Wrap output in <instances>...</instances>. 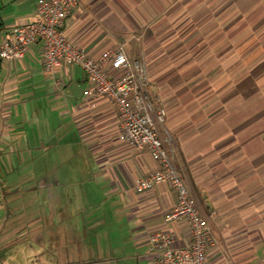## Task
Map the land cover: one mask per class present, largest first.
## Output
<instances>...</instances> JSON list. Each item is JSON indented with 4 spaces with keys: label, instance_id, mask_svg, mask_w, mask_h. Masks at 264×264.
I'll return each instance as SVG.
<instances>
[{
    "label": "crops",
    "instance_id": "1",
    "mask_svg": "<svg viewBox=\"0 0 264 264\" xmlns=\"http://www.w3.org/2000/svg\"><path fill=\"white\" fill-rule=\"evenodd\" d=\"M37 1L16 0L6 14L0 0L1 36L32 21ZM78 1L65 32L91 56L145 32L129 48L139 46L166 109L159 133L216 238L213 254L264 264V101H251L264 95V0ZM151 43L161 53L153 61ZM87 89L78 67L47 76L40 44L0 62V264H149L151 233L188 243L184 223L166 220L176 203L167 184L135 192L157 165L121 140L114 106ZM11 155L33 169L12 170Z\"/></svg>",
    "mask_w": 264,
    "mask_h": 264
},
{
    "label": "built area",
    "instance_id": "2",
    "mask_svg": "<svg viewBox=\"0 0 264 264\" xmlns=\"http://www.w3.org/2000/svg\"><path fill=\"white\" fill-rule=\"evenodd\" d=\"M78 6V0H38L32 21L14 26L4 37L0 34V62L20 60L31 46L40 44L42 67L47 76L53 77L60 66L80 68L88 83L86 97L112 103L121 140L147 152L157 165L155 171L139 179L135 192L145 194L157 185L167 184L175 193V207L166 220L184 223L188 243L177 247L169 231L151 233L147 239L149 264H212L210 256L216 250V238L159 133L167 115L165 107L151 95L145 69L129 58L124 44L91 56L69 39L65 22ZM55 85L57 90L62 86L59 82Z\"/></svg>",
    "mask_w": 264,
    "mask_h": 264
},
{
    "label": "rangeland",
    "instance_id": "3",
    "mask_svg": "<svg viewBox=\"0 0 264 264\" xmlns=\"http://www.w3.org/2000/svg\"><path fill=\"white\" fill-rule=\"evenodd\" d=\"M16 0H5V2L2 0V2H3V4H4V7L3 8H1L2 10H5V13L6 14H9L14 8L12 7V3H14ZM24 2V1H23ZM26 5V2H24V5H22V7H24ZM116 6V5H115ZM121 7V10L118 8V7H116L117 9H119L120 10V12H121V14H122V16H123V18H126V17H130L131 19H133V21H134V23H136V24H139V25H142L144 22H143V17H142V15L141 14H139L138 12L136 13V11L135 12H130V11H128V10H126L125 8H123L122 6H120ZM124 11V12H123ZM209 20V19H208ZM159 25H160V23H158V24H156L155 26H154V28H157V29H155V30H153L155 33H154V35H151V37H149L148 39H150L151 41L150 42H152V41H155L156 40V36H160V32H159V30H161V29H159ZM139 33V34H138ZM138 33H133V35L131 34V35H129L130 36V38H124V39H121V41L119 42V44H124L125 45V47H126V50H127V53H128V55L130 56V58L131 59H135L136 61H137V57H139V46H137V45H133V47L131 48H129V44H130V40H132L131 38H133L134 36H135V38H138V36H140L141 37V35H142V38H141V40L144 38V36H145V32H143L142 33V31H138ZM138 35V36H137ZM256 37H257V35H256ZM141 40H140V42H141ZM138 42V41H137ZM139 43V42H138ZM154 43H151V47H150V45H149V47L150 48H148V51H149V53H151L152 54V57H151V61H153V57L154 56H156L155 57V59L154 60H157V57H159L160 55H161V53H160V50L158 49V47L157 46H155V44L153 45ZM129 48V49H128ZM253 50H258L256 47L255 48H253ZM139 61V60H138ZM140 62V61H139ZM141 63V62H140ZM142 64V63H141ZM143 65V64H142ZM252 81H254V80H252L251 79V86H252ZM151 95H153V94H151ZM264 101V95H261V94H254L253 96H252V98H251V101L252 102H255V103H258V101ZM15 157V155H11V162H10V168L12 169V170H17V168H23V169H26V170H32L33 169V165H32V161L31 162H29L28 160H25V161H23V160H20V162L16 159V158H14ZM76 160L74 161V164H75V166H76ZM33 208L32 207H27L26 208V212H30V210H32ZM229 235H226V236H224V240H227V239H230L229 237H228ZM228 237V238H227ZM219 242V241H218ZM237 242V241H236ZM241 242L242 241H240V242H238L237 243V245H235V246H238V247H240L241 246ZM220 243V242H219ZM219 245V244H218ZM222 247H227V246H225V243L223 244V246ZM238 247H236V248H238ZM223 249V248H222ZM220 249L221 251L220 252H216L215 254H213L212 256V258H211V260H219L218 262H220V261H222L223 263H225V264H234L232 261V257H233V255L232 254H229L227 251H226V249ZM215 251V250H214ZM219 256V259H217V257ZM216 261V262H217Z\"/></svg>",
    "mask_w": 264,
    "mask_h": 264
}]
</instances>
